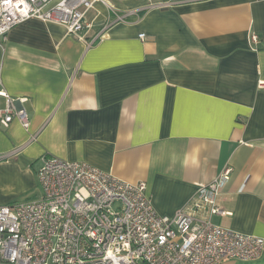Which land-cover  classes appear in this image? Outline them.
<instances>
[{
    "label": "crops",
    "instance_id": "crops-1",
    "mask_svg": "<svg viewBox=\"0 0 264 264\" xmlns=\"http://www.w3.org/2000/svg\"><path fill=\"white\" fill-rule=\"evenodd\" d=\"M106 3L84 39L30 19L0 45L4 89L27 99L31 121L0 126V206L42 197L44 156L145 182L170 218L230 166L227 214L211 221L264 238V0Z\"/></svg>",
    "mask_w": 264,
    "mask_h": 264
},
{
    "label": "built area",
    "instance_id": "built-area-1",
    "mask_svg": "<svg viewBox=\"0 0 264 264\" xmlns=\"http://www.w3.org/2000/svg\"><path fill=\"white\" fill-rule=\"evenodd\" d=\"M98 2L107 5L106 0H0V45L13 28L30 19L60 25L68 34L84 39L87 14ZM125 18L117 15L116 22ZM140 39L145 41L146 35ZM259 43V36L252 34L251 48L257 50ZM259 86L263 89L264 81ZM26 101L13 98L0 76V126L18 121L29 130ZM232 174L227 166L212 182L198 184L191 202L170 218L158 214L145 182L124 181L86 162L44 156L38 171L42 197L0 206V264L258 261L264 255V238L211 221L214 215L227 214L219 197Z\"/></svg>",
    "mask_w": 264,
    "mask_h": 264
}]
</instances>
